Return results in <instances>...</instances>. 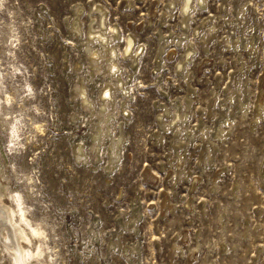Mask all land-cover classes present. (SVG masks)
Instances as JSON below:
<instances>
[{
    "label": "rangeland",
    "instance_id": "obj_1",
    "mask_svg": "<svg viewBox=\"0 0 264 264\" xmlns=\"http://www.w3.org/2000/svg\"><path fill=\"white\" fill-rule=\"evenodd\" d=\"M197 1L0 3V186L27 264H264V0Z\"/></svg>",
    "mask_w": 264,
    "mask_h": 264
},
{
    "label": "bare ground",
    "instance_id": "obj_2",
    "mask_svg": "<svg viewBox=\"0 0 264 264\" xmlns=\"http://www.w3.org/2000/svg\"><path fill=\"white\" fill-rule=\"evenodd\" d=\"M204 2H205V0H198L197 1L198 4H204ZM194 6H197V5L193 4L190 7L191 10H190L189 14H187L185 16V18L190 17V15L193 13L192 11H193ZM98 12H102V10H100V8H98ZM103 17H104V14L102 13V17L100 19H103ZM93 22H94V19L91 20V23L89 25L87 41L90 44L92 41L96 40L100 44L101 48L104 50V53H105V56H106L108 62H109V64H108L109 69L111 72H114L118 69L116 62L113 61V58L116 56V50L111 44L115 37H107L106 34L104 33L105 29H102L100 27L99 28L96 27V28H98L96 30L92 25ZM99 22H100L99 25H101L103 27L104 25L101 23V20ZM74 28L77 32H79L78 26H74ZM88 51H89L88 55L94 61L96 60V58L101 56L99 51L91 50V48L89 46H88ZM137 51H139V49H134L133 39L131 37H128L125 40L122 55L123 56L124 55L129 56L131 58L132 62H135L136 61L135 55H136ZM118 81L120 82L121 80L119 79ZM111 86H112V84L107 85L105 87L106 91L104 93H102V98H103L102 105L104 107L112 104V100H109L110 92H111ZM114 88H115V86H114ZM79 93L83 96L85 94L83 89H80ZM83 102L87 103V100L85 97L83 98ZM99 130H100V128H99ZM96 140H98V138H96ZM99 141H100V137H99ZM119 143H120V138H118V144ZM110 150H112V154H110V161L112 160V156H113V160H112V162H113L117 158V155L115 152V147L112 146V148H110ZM78 152H80V149ZM78 157H80V156H78ZM3 195L4 194H3L2 188L0 186V242L4 245L6 251L10 255L14 264H27L26 257L31 256V254L27 250H25L24 247L21 245V240H27V237L23 231L24 229L22 230V229H20V227H18L17 223L19 220L15 219L16 216L13 218V215H12L10 208L7 205H5L6 203H4V201L2 200ZM18 206H19V203H18ZM24 215L21 214L20 218L23 222H26ZM18 216H19V214H18ZM10 224H11V226H9ZM10 229H12V230H10ZM8 232H14V235L10 234V233L8 234ZM31 232L34 235H40V233L34 229ZM11 253H13L15 256Z\"/></svg>",
    "mask_w": 264,
    "mask_h": 264
},
{
    "label": "snow or ice",
    "instance_id": "obj_3",
    "mask_svg": "<svg viewBox=\"0 0 264 264\" xmlns=\"http://www.w3.org/2000/svg\"><path fill=\"white\" fill-rule=\"evenodd\" d=\"M3 2V0H0V3H2ZM0 103H2V101H0Z\"/></svg>",
    "mask_w": 264,
    "mask_h": 264
}]
</instances>
